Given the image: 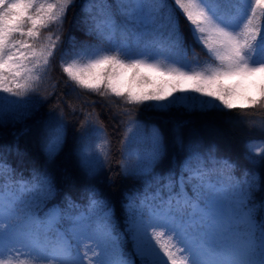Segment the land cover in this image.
Masks as SVG:
<instances>
[{"label": "snow or ice", "instance_id": "obj_1", "mask_svg": "<svg viewBox=\"0 0 264 264\" xmlns=\"http://www.w3.org/2000/svg\"><path fill=\"white\" fill-rule=\"evenodd\" d=\"M74 2L0 0V122L30 114L34 101L27 94L35 92L57 47L51 34L38 43L41 30L62 23ZM83 11L94 42L61 54L62 72L80 89L123 97L129 105L155 101L162 110L264 106V0H87ZM181 17L205 59L194 52L189 59ZM94 131L105 139L102 127ZM128 131V142L143 149L127 154L123 173L151 182L166 154L163 138L153 130L141 139L138 126ZM63 135L58 124L50 155ZM94 150L95 159L91 144L82 158L89 177L107 159L100 155L103 145ZM212 165L217 162L201 164L200 154L190 151L179 184L161 181L154 190L149 184L150 194L126 193L123 230L95 189L81 211L53 204L46 177H0V264H29L21 255L30 264H264V233L257 244L249 207L252 186L234 180L227 162Z\"/></svg>", "mask_w": 264, "mask_h": 264}, {"label": "trees", "instance_id": "obj_2", "mask_svg": "<svg viewBox=\"0 0 264 264\" xmlns=\"http://www.w3.org/2000/svg\"><path fill=\"white\" fill-rule=\"evenodd\" d=\"M86 2L75 0L62 23L41 30L38 43L51 34L57 41L56 51L49 58L47 73L35 85L36 105L30 114L0 122V177L5 182L13 176L29 182L46 177L54 188L53 204L61 208L76 205L81 211L88 207L89 193L95 189L108 201L119 229L123 230L126 193L150 194L149 184L154 190L155 183L161 181L173 180L179 184L189 152L196 151L201 156V164L211 165L214 160L223 166L227 162L234 180L252 186L249 203L256 205L259 219L264 220V155L261 156L264 152L256 150L264 146V106L207 111H188L183 107L162 110L155 101L129 105L123 97L80 89L62 72L61 54L73 45L94 42V38L86 34L87 14L83 11ZM180 30L189 59L193 58V52L205 59L204 50L195 43L183 17ZM137 87L149 90L148 85ZM130 121L144 130L158 131L163 138L166 154L157 164L151 182L147 178L125 175L121 168L133 147L128 142ZM58 124L64 128L63 142L59 151L50 155L47 145ZM96 127L104 130L107 159L97 174L89 177L82 166L81 154L83 148L95 140ZM249 145H252L251 153ZM127 252H132L131 243L127 245ZM87 255L91 257V252Z\"/></svg>", "mask_w": 264, "mask_h": 264}, {"label": "rangeland", "instance_id": "obj_3", "mask_svg": "<svg viewBox=\"0 0 264 264\" xmlns=\"http://www.w3.org/2000/svg\"><path fill=\"white\" fill-rule=\"evenodd\" d=\"M81 63H86V61L85 62H81ZM250 91L252 92V94H254L256 92V89L255 88H252V89H250ZM4 95H9V94L5 93ZM27 95H30L32 97V99L34 101V104H35L36 98H37L36 92L29 93ZM19 99H23V98L21 97ZM9 119H13V118L10 117V116H5L4 119H3V121L9 120ZM137 126H138V129H139L140 133H141V139L145 138L147 135H149L153 131V129L144 130L141 125L135 124V123H131L128 126V129L129 128H133V131H136L137 130ZM128 135L130 137L132 135V133L128 131ZM90 144L93 145V151H92V156H91L92 159H95L96 158V155H97V151L94 150V145L95 144H101V145H103L104 146V153H100V155L103 156L105 154V151H106V139L101 140V139L95 138V140L92 143H90ZM90 144H88L87 146H85L83 148L82 154H81L82 155V158H83V153L85 151H88L89 150V145ZM131 144H133V147L130 149L129 152H134L137 148H140L141 150L143 149V144L142 143H131ZM256 150H257V152H264V146H261V147L257 148ZM180 181H181V179L179 178V183H180ZM249 207L252 210V218H253V224H254L253 231H254L255 237L257 239V244H258L259 243V237L261 236L262 233H264V220L263 221H260L259 220L258 211H257V207H256L255 204L249 203ZM92 255H93V253L91 252V256ZM19 258L21 260L29 261V264L31 262V258L28 257V256H26V255H21ZM44 264H48V262L45 261Z\"/></svg>", "mask_w": 264, "mask_h": 264}]
</instances>
